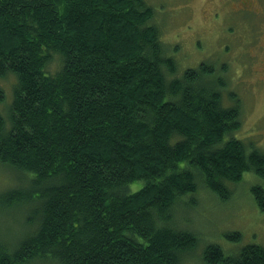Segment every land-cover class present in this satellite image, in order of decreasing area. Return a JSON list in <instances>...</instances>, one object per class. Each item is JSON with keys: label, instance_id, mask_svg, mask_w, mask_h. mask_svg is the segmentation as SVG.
<instances>
[{"label": "trees", "instance_id": "1", "mask_svg": "<svg viewBox=\"0 0 264 264\" xmlns=\"http://www.w3.org/2000/svg\"><path fill=\"white\" fill-rule=\"evenodd\" d=\"M153 13L147 0H0V78L14 76L0 163L20 174L0 208L25 212L0 264H181L198 235L179 214L206 192L225 200L247 171L264 180L224 77L206 63L179 72ZM252 194L264 210V186ZM202 253L264 264L255 243Z\"/></svg>", "mask_w": 264, "mask_h": 264}, {"label": "rangeland", "instance_id": "2", "mask_svg": "<svg viewBox=\"0 0 264 264\" xmlns=\"http://www.w3.org/2000/svg\"><path fill=\"white\" fill-rule=\"evenodd\" d=\"M225 1L147 0L153 5L159 38L166 47L175 49L170 55L179 72L188 67L196 69L200 63L214 67L215 73L224 77L223 102L227 106L238 104L241 125L236 134L247 148L264 153V18L240 16L234 22L224 14L221 2ZM230 26L234 29L229 30ZM253 33L258 34L257 43L250 45L248 36ZM13 82L11 75L0 78L2 117L8 115L6 105L12 99ZM242 175L237 183L227 185L230 193L225 200L206 192L198 196V210L189 215L183 210L187 221L179 214L178 223L198 235V246L181 264H206L202 251L211 244L219 246L228 259L250 243L264 247V210L257 207L252 194V187L264 186V180L248 171ZM18 177L0 163V186L9 180L17 183ZM24 215L22 209L0 208V239L4 243L20 233ZM229 235H235L236 241Z\"/></svg>", "mask_w": 264, "mask_h": 264}, {"label": "flooded vegetation", "instance_id": "3", "mask_svg": "<svg viewBox=\"0 0 264 264\" xmlns=\"http://www.w3.org/2000/svg\"><path fill=\"white\" fill-rule=\"evenodd\" d=\"M221 4L225 16L234 19V22H237L236 20L240 16L246 17L247 19L254 16H259L258 18L260 19L264 18V0H226L224 3L221 2ZM216 15L218 14L216 13ZM240 24H238V27H240ZM232 29H234V27L230 26L229 30ZM257 36L258 34H249L247 43L250 45L253 43L256 44Z\"/></svg>", "mask_w": 264, "mask_h": 264}]
</instances>
